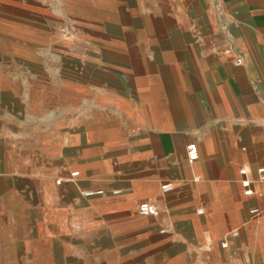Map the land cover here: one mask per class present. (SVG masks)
Here are the masks:
<instances>
[{"label": "crops", "instance_id": "1", "mask_svg": "<svg viewBox=\"0 0 264 264\" xmlns=\"http://www.w3.org/2000/svg\"><path fill=\"white\" fill-rule=\"evenodd\" d=\"M262 166L264 0H0L11 257L264 264Z\"/></svg>", "mask_w": 264, "mask_h": 264}, {"label": "built area", "instance_id": "2", "mask_svg": "<svg viewBox=\"0 0 264 264\" xmlns=\"http://www.w3.org/2000/svg\"><path fill=\"white\" fill-rule=\"evenodd\" d=\"M225 53H230L229 50H226ZM243 62V56L240 54H237L235 56L234 63L236 65H241ZM186 154H187V159L189 163H192L198 159L199 153L196 145L194 143H190L186 146ZM240 173L242 175L246 174V170L244 168L240 169ZM78 174L77 171L71 172L70 176L74 177ZM259 180H264V166L259 168ZM57 183L60 182V180H56ZM241 187H242V193L244 196H250L253 193V189L251 188L250 181L247 178H243L241 180ZM163 191H167L169 189L168 184H164L161 186ZM137 212L140 215L146 216V215H153L155 213V208L153 205L149 204L148 202H141L137 208ZM251 214H258L260 213L259 209L254 207L250 209ZM232 236L237 235L236 231H232L230 233ZM222 247H226L227 243L226 241H222L221 243Z\"/></svg>", "mask_w": 264, "mask_h": 264}, {"label": "rangeland", "instance_id": "3", "mask_svg": "<svg viewBox=\"0 0 264 264\" xmlns=\"http://www.w3.org/2000/svg\"><path fill=\"white\" fill-rule=\"evenodd\" d=\"M60 42L62 43L63 47L69 46V41L68 40H62ZM50 64H51V62L48 63V66L50 68V72H47V73L49 75H52L53 72L51 70V67H50L51 65ZM17 74L20 75V73H17ZM30 76H36V73L35 72H30ZM0 172H1V170H0ZM7 189H8L7 183L4 180H0V192L6 191ZM2 245H5V246H2ZM7 245L8 244L0 242V254L3 255V256H0V264H36V263H27L25 261V259L31 260L32 258H30V257H27V258H20V257L13 258V257L10 256V254L13 255V253L15 254L16 252H21V253L22 252L23 253L27 252L28 253L29 249L27 250L25 247L24 248H22V247L21 248H14V247L9 248ZM58 252H60V251H58ZM6 254L8 256H6ZM49 264H53V263H49Z\"/></svg>", "mask_w": 264, "mask_h": 264}]
</instances>
